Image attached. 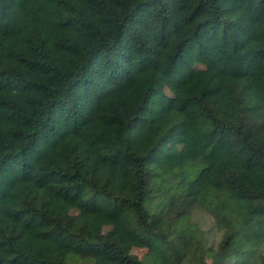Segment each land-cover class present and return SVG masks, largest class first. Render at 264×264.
I'll use <instances>...</instances> for the list:
<instances>
[{
  "label": "trees",
  "instance_id": "obj_1",
  "mask_svg": "<svg viewBox=\"0 0 264 264\" xmlns=\"http://www.w3.org/2000/svg\"><path fill=\"white\" fill-rule=\"evenodd\" d=\"M0 264H264V0H0Z\"/></svg>",
  "mask_w": 264,
  "mask_h": 264
},
{
  "label": "rangeland",
  "instance_id": "obj_2",
  "mask_svg": "<svg viewBox=\"0 0 264 264\" xmlns=\"http://www.w3.org/2000/svg\"><path fill=\"white\" fill-rule=\"evenodd\" d=\"M207 66L204 63H196L190 70L189 73L191 76H199L206 72ZM163 90L167 95L173 97L178 96V90L174 89L169 83H164ZM179 92V91H178ZM193 144L190 141L185 143H175L171 142L167 146L164 147L163 155L167 156L169 160L179 162L181 159L189 156L192 152ZM172 181V179L170 178ZM177 179L174 178L173 182H176ZM157 186V183L154 182V187ZM161 197V195H160ZM160 199L155 198L152 204L147 202V207L151 211H158L161 208ZM63 208L70 214H79L84 212V206L82 203H68L63 202ZM191 213L189 214L188 222L197 225L201 229L202 233V241L205 246H213L217 247L218 242L221 238V230L216 225V219L213 213L208 211L205 207H195ZM117 227V223L110 220L105 219L100 223V231L106 233L111 231ZM119 242L125 248L128 253L135 254L139 258H146L151 252L150 249L146 246L140 245L128 237L121 235L119 237Z\"/></svg>",
  "mask_w": 264,
  "mask_h": 264
}]
</instances>
